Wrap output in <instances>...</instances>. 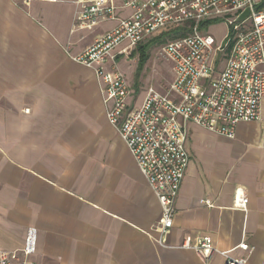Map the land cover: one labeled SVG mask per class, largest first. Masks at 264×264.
<instances>
[{
	"label": "crops",
	"instance_id": "1",
	"mask_svg": "<svg viewBox=\"0 0 264 264\" xmlns=\"http://www.w3.org/2000/svg\"><path fill=\"white\" fill-rule=\"evenodd\" d=\"M78 1L89 0H0V251L20 250L34 229L31 264H223L226 251L263 264L264 121L239 124L233 139L188 125L173 228L156 244L158 201L107 122L94 72L72 60L116 22L83 28ZM140 46L115 61L129 108L155 88L149 52L141 69L126 62ZM237 189L244 212L232 209ZM188 237L218 252L204 263L180 248Z\"/></svg>",
	"mask_w": 264,
	"mask_h": 264
},
{
	"label": "built area",
	"instance_id": "2",
	"mask_svg": "<svg viewBox=\"0 0 264 264\" xmlns=\"http://www.w3.org/2000/svg\"><path fill=\"white\" fill-rule=\"evenodd\" d=\"M112 1H78L75 21L83 28L91 30L104 21L116 24L72 60L94 72L107 122L158 201L160 217L153 231L162 246V236L173 228L175 202L189 164L188 125L233 139L239 124L264 121L263 0H120V7ZM121 9L131 14L117 16ZM247 10L248 16L238 22ZM218 18L227 27L219 44L199 31L204 21ZM185 26L186 35L157 50L158 59L171 65L172 80L163 91L149 87L140 105L129 108L130 89L116 67L117 56H129L161 32ZM247 204L245 192L237 189L232 209L244 212ZM180 248L192 250L204 263L218 252L209 237H188ZM238 248L248 251L246 244ZM35 252L36 231L29 229L20 250L0 251V264H31ZM218 253L223 264H248L230 251Z\"/></svg>",
	"mask_w": 264,
	"mask_h": 264
},
{
	"label": "rangeland",
	"instance_id": "3",
	"mask_svg": "<svg viewBox=\"0 0 264 264\" xmlns=\"http://www.w3.org/2000/svg\"><path fill=\"white\" fill-rule=\"evenodd\" d=\"M206 24V25H204ZM199 31L202 34H209L211 35L215 40L216 43L219 44L221 39L225 36L227 33V27L225 26V23L222 19H213L209 21H204L203 25H200ZM217 37H220L221 39H216ZM223 45V43H222ZM160 47V45L153 46L150 51V62L148 63L147 67H145V74L144 79H147L148 84L150 86H155L154 89L158 91H163L168 83L170 82L171 78V65L167 62L161 61L157 57V50ZM134 57H127L126 62L134 64V59L136 58V65L138 62V54L137 52L134 53ZM220 53L218 54V58H220ZM139 68V67H138ZM148 85V86H149ZM147 86V87H148Z\"/></svg>",
	"mask_w": 264,
	"mask_h": 264
},
{
	"label": "trees",
	"instance_id": "4",
	"mask_svg": "<svg viewBox=\"0 0 264 264\" xmlns=\"http://www.w3.org/2000/svg\"><path fill=\"white\" fill-rule=\"evenodd\" d=\"M203 25V23L201 24ZM206 25V24H204ZM188 26L185 27H179L167 31H163L160 34H158L156 37L148 41L146 44L140 46L137 50L138 54V67L139 69L142 68L145 61L148 58V52L150 48H152L155 45H161L164 44L167 41L174 40L176 38L182 37L188 33Z\"/></svg>",
	"mask_w": 264,
	"mask_h": 264
},
{
	"label": "water",
	"instance_id": "5",
	"mask_svg": "<svg viewBox=\"0 0 264 264\" xmlns=\"http://www.w3.org/2000/svg\"><path fill=\"white\" fill-rule=\"evenodd\" d=\"M249 11H245L242 16L238 19V22L245 20V18L248 16Z\"/></svg>",
	"mask_w": 264,
	"mask_h": 264
}]
</instances>
